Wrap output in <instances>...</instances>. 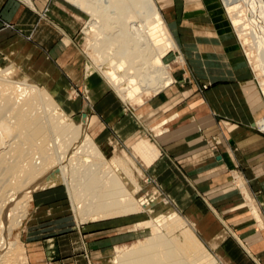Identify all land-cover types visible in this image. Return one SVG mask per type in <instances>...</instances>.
I'll use <instances>...</instances> for the list:
<instances>
[{
	"label": "bare ground",
	"instance_id": "1",
	"mask_svg": "<svg viewBox=\"0 0 264 264\" xmlns=\"http://www.w3.org/2000/svg\"><path fill=\"white\" fill-rule=\"evenodd\" d=\"M22 1L33 7L31 0ZM65 1L88 16L84 32L93 36L92 47L101 62L97 69L106 68L102 75L123 102L136 101L141 106L146 90L157 95L172 84L169 67L163 61L170 51L179 52V47L155 0H97L99 4L95 0ZM220 1L237 37L246 43L250 39L253 44L254 69L263 78L259 85L264 91V0ZM14 74L16 71L0 70V241L4 236L1 231L9 233L16 218H22L19 214L30 196L54 182L64 186L81 223L151 211L161 202L135 201L116 173L102 163L103 156L85 132L87 118L80 125L73 124L46 93L26 80H12ZM24 94L27 97L22 100ZM43 103L50 104L45 106L47 110L36 113ZM10 136L17 140L11 145ZM34 159L40 162L36 164ZM240 188L250 200L241 182ZM253 212L257 214L255 209ZM153 221L136 226H159L155 233L126 249L115 248L110 264L213 263L210 253L172 209L165 208Z\"/></svg>",
	"mask_w": 264,
	"mask_h": 264
},
{
	"label": "rangeland",
	"instance_id": "2",
	"mask_svg": "<svg viewBox=\"0 0 264 264\" xmlns=\"http://www.w3.org/2000/svg\"><path fill=\"white\" fill-rule=\"evenodd\" d=\"M200 1L203 4L201 2L197 3L196 0H188V2H190L189 10L191 14L187 16H194L195 21H198V25H201V28L208 27L207 24H205L208 21L209 25L216 30L217 34L229 32V34L233 35L236 49H238L244 64L248 67L251 77L254 79L253 86H256L258 96L261 100L260 102L262 103L261 105L263 106V114L255 119L251 131L259 135L260 138L263 139L262 142L264 144V91L259 85L263 81V78L259 75V72L254 69L256 52L252 49L253 46H250L253 44L251 42L249 43L250 39L246 43L243 37H237L235 29L232 27L220 0ZM59 2L61 6L59 5V7L56 8L58 13H52L51 6L49 5L48 8L44 9L41 15L50 20H54L53 17H57L59 21L57 23L73 34L72 37H69L73 39L76 47L74 48L78 49L80 52V60L78 63L82 75H84V86L81 85L80 89L79 87H75L74 90L67 87V92L66 86L64 85L65 80L58 79L53 71L49 69L47 65L50 61L48 60L49 57L45 58V55L36 52L34 46H31L32 51L27 50V47L23 46L21 43L3 46L1 49L3 55L0 56V70L16 71V74L10 76L12 80H23L21 81L22 83L26 80L27 83H31L40 89L41 92L46 93L50 98V102H54V104L63 111L64 116L72 121L73 124L80 125L86 117L87 120L84 125L85 132L103 156L104 161H102V163L112 170L114 174L116 173L115 175L120 178L122 184L130 195H132L134 200L137 202L144 200L145 202L151 203L155 199H160L161 202L152 207L151 211L145 212L141 210L111 219L81 223L77 220L75 213L71 209L64 186L54 182V184L49 187L33 193L30 196L25 209H22L23 212L19 214L22 218H20V216L16 218V224L9 233L5 231L6 229L1 231V236H3L4 233V238L1 237L2 241H0V246L2 247L3 245L2 249H0L2 253H0V258H3L4 254L9 252L8 255L5 254L6 257L3 258L7 264H45L47 262L48 264H54L55 261H61L67 258H74L75 261L78 260L77 264H110L114 258L113 253L115 248L126 249L139 242H144L159 228V226H157L158 228L139 227L136 226L137 224L139 225L151 220H154L153 222L155 223V217H158L165 208H170L180 217L181 222L184 223V227L189 229L194 238H196L207 252L210 253L211 258H213L212 264H229L224 255L220 252L221 249L218 248H223L222 250L226 255L236 257L238 253L236 246L234 242L224 236L223 230H216L214 232V229H212V234L210 235L211 228H213L212 223L214 221L210 223L212 217L208 214L209 210L204 200H208L210 203L214 204L219 202L227 204L229 208L226 210L218 211L214 208L222 218L227 214H246L251 217L252 209L250 200L243 196L240 188V182L245 190L247 189L245 187L246 185L248 188L249 185L251 186V184L248 183L250 175L245 173V171L243 174L237 173L236 165L235 169L228 168V170L225 169L222 171L214 170L215 167H213L208 169V171H211L207 173L208 175L204 176V174H202L203 177L201 176V178L198 179V181L201 182L200 184L205 181L214 183V185L211 184L210 186L212 188L207 189V187L200 188V186H198V188V184L190 180V178L192 180L194 179L196 173L187 174L184 172L182 173L183 170L179 171L175 169L177 170L175 173L176 181L171 182L169 185H163V181L169 176L168 173L156 175L144 172V169L150 167L157 159L158 151H156L154 141L141 133L133 134L132 137L126 141L125 145L127 148L123 147L119 142H116L114 143L112 151L104 152L92 133L94 125H91L92 123L90 122L91 113L89 109L77 111L78 107H84L85 103L90 105L94 101V95L88 86L90 78L100 87L101 90L98 92L101 94H103V92H112L115 97L126 106L127 109H124L123 114H128L134 119H142L140 113L136 114V110L138 111L140 108L159 97L161 93L155 95L150 90H146L141 97V106L140 103L136 101H132L133 103L123 102L102 75L106 68L103 67L100 71L97 69L101 65V62L98 61V53H95L92 47L93 36L90 33L85 34L84 32L85 24L89 20L88 16L82 10L72 6L65 0H59ZM95 4H99V1L95 0ZM30 8L34 9V5ZM162 17L179 47L180 53L170 51L163 62L169 67L173 82L174 80L176 81L175 85L178 91L172 98L175 99L176 97H180L178 100H181L184 93H186L185 95L189 94L186 89L189 84L191 85L189 81L193 82L194 79L191 78L190 75L188 77L185 76L183 73L178 75L180 72H183V68L188 74L187 65H189V63L184 55L186 53V47L180 45L178 33H175L174 28L170 26L164 14ZM211 23H213V25ZM72 27L73 30H71ZM201 35H205V33ZM61 38H65L62 42L63 45L69 44L70 40L68 38L65 36ZM183 40H185L184 37ZM201 48L205 49L206 46L203 45ZM187 49L190 50L189 47H187ZM179 58L183 59L182 63ZM87 62L90 64L88 69L86 68ZM204 88H206V86H201L200 90H205ZM200 90L196 89L197 92ZM96 94L97 96L99 95L98 93ZM25 96L27 97L25 94L22 96V100L26 98ZM0 102L2 105L3 101ZM46 105L50 104L43 103L41 108L38 106L39 108L37 107L35 109L36 113L39 114L45 109L47 110L48 107H45ZM176 116L177 114H175V116L172 114L159 124L151 126V134L157 136L158 133L163 131L160 125L166 124ZM224 127L225 131L227 128H230L228 125H224ZM10 137L12 140L9 145L17 141L13 136ZM220 138L221 137L215 135L210 139L211 141L208 147L213 157L219 155V151L221 150ZM229 148L231 150L232 147ZM35 158H37V156H35ZM218 161L220 160L218 159ZM38 162H40V160L36 159L35 163L38 164ZM196 168L197 167H192V169ZM76 169V167L73 168L74 171ZM52 176L58 177L56 173ZM178 186H180V188H178ZM10 189V187L7 189V193L12 192ZM185 192H188L189 196L186 197ZM246 193L250 199L247 190ZM235 194H238L241 199L240 201L237 202L235 200ZM190 196L192 199L189 201ZM41 201H43L42 204H40ZM103 223L110 226L104 230L92 231V225ZM228 224H232V222ZM258 224L260 225V223ZM101 231L107 232L104 238L94 240L90 237L93 233ZM3 239L6 240L3 241ZM104 240H106L105 243ZM7 244H11L12 247L8 249ZM6 246L8 251L5 249ZM57 247H61V251H63L59 254L60 256L57 253H53L54 250H57ZM4 260L2 261L4 262ZM5 262L3 264H5Z\"/></svg>",
	"mask_w": 264,
	"mask_h": 264
},
{
	"label": "crops",
	"instance_id": "3",
	"mask_svg": "<svg viewBox=\"0 0 264 264\" xmlns=\"http://www.w3.org/2000/svg\"><path fill=\"white\" fill-rule=\"evenodd\" d=\"M155 1L162 15L167 18L175 33H178L180 45L186 47L184 55L189 63L188 74L183 65V72L178 75L183 73L194 79L193 82L189 81L191 85L188 83L186 90L189 94L184 93L181 100H178L180 97L173 99L172 96L178 91L174 80L171 86L160 92L159 97L136 110V114L140 113L142 119H134L123 114L127 108L112 92H98L100 87L90 78L88 86L94 95V101L90 105L85 103L84 107H78L77 111L89 109L90 122L94 125L92 133L104 152L112 151L116 142L127 148L126 141L135 133L150 137L155 143L158 157L144 172L156 175L168 173L163 185L176 181L175 169L187 174L196 173L194 179L190 180L195 181L197 187L207 189L212 188L210 186L214 183L205 181L200 184L198 179L203 177L202 174L208 175L211 172L208 169L213 167L214 170L222 171L235 169L236 165L237 173L243 174L245 171L250 175L248 183L251 186L245 187L250 196L251 217L246 214H227L222 218L214 208L218 211L226 210L229 208L227 204H214L208 200L204 202L212 217V220L209 219L210 223L214 221L210 235L212 229L214 232L223 230L224 236L236 246V257L226 255L223 248L217 247L221 249L226 261L229 264H264V144L263 139L251 131L255 119L263 114V106L257 88L253 86L254 79L236 49L232 34H217L208 21L205 23L208 27L201 28L194 16H187L191 14L188 0ZM31 2L34 9L22 0H0V56L3 55L1 49L8 44L21 43L30 51L31 46H34L36 52L45 55V58L49 57V69L58 79L65 80L67 92V87L80 89L81 85L84 86V75L78 63L80 52L75 49L73 39L70 38L73 34L57 23V17L51 16L54 20H50L41 15L49 5L52 13H58L56 8L61 3L59 0ZM204 33L205 35H201ZM62 36L70 40L68 45H63L65 38H61ZM203 45L206 46L205 49L201 48ZM201 86H206L205 90H200ZM196 89L200 91L197 92ZM172 114L177 116L160 125L162 132L157 136L151 134V126L159 124ZM224 125L230 128L225 131ZM215 135L221 137V150L219 155L213 157L208 146L211 137ZM229 147H232L231 150ZM185 194L186 197L189 196L188 192ZM191 199L190 196L189 201ZM235 200H241L238 194H235ZM42 203L43 201L40 202ZM229 222L232 224H228ZM109 226L103 223L92 225L91 228L92 231H99ZM106 233L95 232L90 237L94 240L101 239ZM61 252V247H57L53 253L59 255ZM77 262L74 258H67L55 261L54 264Z\"/></svg>",
	"mask_w": 264,
	"mask_h": 264
}]
</instances>
